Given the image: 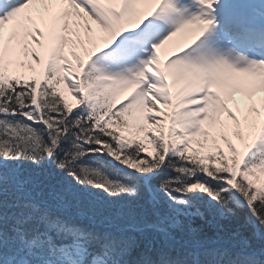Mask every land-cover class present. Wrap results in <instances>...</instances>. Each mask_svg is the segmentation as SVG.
<instances>
[{
	"label": "snow or ice",
	"instance_id": "1",
	"mask_svg": "<svg viewBox=\"0 0 264 264\" xmlns=\"http://www.w3.org/2000/svg\"><path fill=\"white\" fill-rule=\"evenodd\" d=\"M0 264H264V0H0Z\"/></svg>",
	"mask_w": 264,
	"mask_h": 264
},
{
	"label": "bare ground",
	"instance_id": "2",
	"mask_svg": "<svg viewBox=\"0 0 264 264\" xmlns=\"http://www.w3.org/2000/svg\"><path fill=\"white\" fill-rule=\"evenodd\" d=\"M81 23H83V22H81ZM89 23L92 24V27L95 30L97 26L93 22H91V21H89ZM14 24H15V20L14 21H10L8 24H6V27L7 28H5V31L7 32L8 30H10L13 27ZM81 30H83V28H81ZM81 34L83 35V33H81ZM69 50H71V46H66V51H69ZM165 58H166V54L162 51L161 52V59H162V61L165 60ZM25 70H26V72H29L30 71V69H27V68H25ZM126 94H127L126 92L125 93H121V94H119V96L117 98L123 99V97ZM235 100H236L237 103L240 104L241 107H243V105L245 103V98L242 95H239L238 94L235 97Z\"/></svg>",
	"mask_w": 264,
	"mask_h": 264
},
{
	"label": "rangeland",
	"instance_id": "3",
	"mask_svg": "<svg viewBox=\"0 0 264 264\" xmlns=\"http://www.w3.org/2000/svg\"><path fill=\"white\" fill-rule=\"evenodd\" d=\"M77 52H82V50L80 49V51H77ZM73 62L75 63V61H73ZM30 73H31V71H30ZM23 74H24V73H23ZM65 94H67L68 97H70V98H69L70 100L75 101L70 93H68L67 91H65ZM238 115H240V113H238ZM222 146H223V145H222ZM225 150H227L226 147H225Z\"/></svg>",
	"mask_w": 264,
	"mask_h": 264
}]
</instances>
